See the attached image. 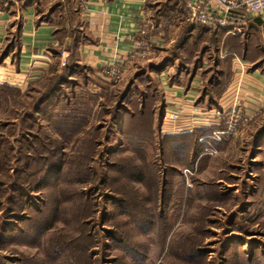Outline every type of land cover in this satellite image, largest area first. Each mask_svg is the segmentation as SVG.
Listing matches in <instances>:
<instances>
[{"label":"rangeland","instance_id":"374dc122","mask_svg":"<svg viewBox=\"0 0 264 264\" xmlns=\"http://www.w3.org/2000/svg\"><path fill=\"white\" fill-rule=\"evenodd\" d=\"M55 1L43 2L41 12ZM160 2L164 12L149 9L139 41L151 42L149 56L136 57L117 82L86 80L85 68L63 62L68 49L58 46L45 72L23 85V77L7 75L18 66L5 62L17 54L18 42L1 44L0 264H264V112L216 142L215 155L206 154L196 136L181 134L199 119L207 133L214 125L224 129L216 112L194 109L191 123L176 135H167L163 125L162 133H151L152 111L159 113L164 90L150 64L181 55L192 69L199 56L196 48L187 53L191 42L181 46L184 28L192 24L179 12L187 11L185 0ZM204 56L200 73L208 69V80L216 74L215 58ZM56 73L69 77L56 109L63 117L23 122ZM124 107L141 117L126 135ZM77 112L87 117L80 132L71 118ZM53 163L60 169L48 178ZM104 173L108 180L101 183ZM16 204L27 209V219L11 213Z\"/></svg>","mask_w":264,"mask_h":264},{"label":"crops","instance_id":"0c3cea01","mask_svg":"<svg viewBox=\"0 0 264 264\" xmlns=\"http://www.w3.org/2000/svg\"><path fill=\"white\" fill-rule=\"evenodd\" d=\"M41 1L50 0H39L37 3L27 0H0V46L8 40L18 42V52L15 57L11 58V52H9L7 57L11 59L5 61L16 64L18 69L14 73L7 72V75L18 81H21L23 77L24 80L26 79V81L23 80V85L38 79L45 72L53 60L52 47L59 46L55 21L42 18V16L51 15L55 19V13L52 12L51 6L44 14L40 13V8L43 6ZM69 1L71 4L75 2V0ZM80 1V16L85 25L82 27L81 40L77 44V58L79 64L83 65L87 71L86 80L103 79L102 68L116 58L122 61L125 68L133 63L137 57L133 56V53L137 43L143 37L145 24L149 23V9L159 8L158 4H162L160 2L162 0ZM184 10L183 7L179 9L183 22L190 20L188 9L185 12ZM254 20L256 24L252 25L248 45L243 55L234 58L231 62L232 76L228 84L220 93L215 92L213 104L215 108L210 109L207 106L208 98L197 104L205 80L200 73L201 69L192 80L185 73L175 76L176 72H172L173 66L166 68L158 75L159 87L164 90L165 111L176 110L188 116L169 125V128L163 126L164 132L175 134L179 131L178 128L189 125L194 109L210 112L227 111L235 99H238L245 110L252 115L264 112V16L251 18L246 25ZM197 26L190 23V27ZM190 42L191 40L186 46ZM71 43L72 39L67 38L65 49H68ZM221 44L223 45V42ZM228 51L229 47L222 49L221 59L227 56ZM63 53L62 61L65 62L70 52L64 50ZM207 58L203 56V63L208 60ZM239 60L245 65L242 73ZM159 79L157 77V80ZM213 127V130L219 129L221 125Z\"/></svg>","mask_w":264,"mask_h":264},{"label":"trees","instance_id":"16d2710c","mask_svg":"<svg viewBox=\"0 0 264 264\" xmlns=\"http://www.w3.org/2000/svg\"><path fill=\"white\" fill-rule=\"evenodd\" d=\"M27 1L31 2V3H37V1H39V0H27ZM64 1L65 0H57L53 4L52 12L54 11V13H55V19L53 18V16L51 17V15L45 16V17L42 16V18L47 19L48 21H53V22L55 21L56 26H57L56 35H57V38L59 40V47L60 48L64 47L67 38L72 39L71 45L69 47H67L69 52H70V55L67 58L68 62H70V63L74 62L75 67H80V68L84 69V66L79 64V61L77 58V56H78L77 55V44L81 40L82 32H83L82 27L85 25V22L82 19V17L80 16V10H79L78 3L74 2V4H75V7H74V4L73 3L71 4L69 0L67 1V3ZM76 4H77V6H76ZM175 4L179 5L178 1H176ZM158 6H159V4H158ZM158 9L160 10V12L161 11L164 12L163 8L162 9L158 8ZM40 13H41V11H40ZM63 17H65V19H63ZM67 17H70L72 19L71 21H69L70 25L68 24ZM73 19L78 20L76 24H74ZM254 24H256L255 20L249 21L247 23V25H245L243 33L239 36H235L232 34H226V31H224V30L213 31L209 27H206L203 25H198L197 27L185 26V28H184L185 34L182 37L183 39H182V43H181L182 48H184L186 46V44L191 40V44H190V47L187 49V53H189L190 50L192 51L195 48L199 52V56L197 58L196 63L194 64L193 68L192 69L188 68L187 63L182 61L183 58L181 57V55H179V56L174 55V56H167L163 60L159 61L158 63L150 64V71L155 72L156 74H161L166 68H168L170 66H177V72H176L175 76H178L181 73H185L186 75L189 76V79L192 80V78L199 71V69H201L203 67V64H202L203 59L202 58H203L204 54H210L211 57L215 58L214 63H215L216 68L214 70L216 71V74H214V76L211 77L210 79L206 80V78H207L206 75L209 71H207L208 69L202 71L201 74L204 76L205 80H204V84L202 86L200 96L197 100V104L199 105L201 102H203V100H205V98H208L207 106L210 109L215 108L213 106V104L215 103L214 99L216 97L215 92L220 93L222 90H224V87L228 84V82L232 76L231 62L234 58L241 57L243 55V52L245 51V49L248 45V36L251 32L250 30L252 28V25H254ZM224 37H225V39H223ZM209 41L214 42V43L209 44L208 43ZM206 42H207V44H205ZM222 42H223V45L221 44ZM201 43L204 44L202 49H200ZM228 47H229V51H228L227 56L224 59H221L220 53H221L222 49H226ZM179 58L181 59V62L178 61V60H180ZM224 67L225 68L227 67V68L224 69ZM66 68H68V67L67 66L64 67V69H66ZM58 69L59 68L56 69V72L58 71ZM67 74L70 76L74 75V70H68ZM68 75H66V76H68ZM52 76L53 77H51L50 84L48 85L47 91H45L41 95V97L38 99V101L34 104L35 106H34V109L32 110L33 112L29 113V116L23 114V116H22L23 122H25V119L28 117L32 118V119H36L37 116H40V115L46 116L48 120H56V119L59 120L61 117H63V114L62 115L58 114L56 109H57L59 103L61 102V96H62V93H61L62 89L61 88L66 82H68L69 77H66L65 75H61V74H57V73L53 74ZM158 86H159V83H158ZM129 92H130V89L127 88V90L124 92V95H123L124 98H122V99H125L129 95ZM162 99H163V97H162ZM45 106H46V108H45ZM70 108H71V106H70ZM124 109H125L124 111L126 112V116L124 117L125 118L124 131H125V135H126L127 128L132 123H134L135 120H137V118H141V117L137 116V114H135V115L131 114L128 111L127 107H124ZM75 110L80 111V109L78 107H76V105H74V111ZM118 112H120V110ZM164 113H165V104H164V99H163L162 100V106L159 108V113H158V109L155 111H152V115H153L151 118V120H152L151 125L152 126L150 127L151 133H153V132L157 133V134L162 133L161 131H162ZM140 115L144 116L145 111H142L140 113ZM71 118H74V120L77 121L76 123H74V131L75 132H80L82 129H84L86 127V125H87V117L86 116H83L82 114L77 112L74 115V117L72 116ZM116 119H117V121L115 123H117V124H119L120 120H123L122 117L120 119V115H118V113H117ZM23 128H24V126H23ZM98 130H100V128L99 129L97 128V131ZM212 131H213V129L209 130L208 132L210 133ZM92 133H93V131H92ZM209 133H207L205 130L203 131V128H195L194 130L185 133V135L181 134V136H190V137L196 136L195 142L199 145H203L206 148V144L200 143L199 138L204 136V135H208ZM263 133H264V128L261 130V134H263ZM27 135L28 134H26L25 136L27 137ZM167 135H172V134H167ZM94 143H95V141H94ZM135 150L141 151V149H139L138 147L137 148L135 147ZM111 153H115V150L112 149ZM19 159H21V158H18V160ZM18 162H20V161H18ZM113 166L114 165H111V167H113ZM20 168H22V167H19L18 169H20ZM59 169H60V167L58 168V164L55 165V163H53V165L50 167L51 171L49 173H47V177L48 178L53 177ZM103 175H104V177H103V181L101 183H103V182L105 183V181L107 182V180H108L106 177L107 174L104 173ZM21 191H23L22 195H24V196L28 195L27 192H29V194H30L29 196H33V194L31 193L32 190H29L27 188H23V189L20 188L19 193ZM29 198H31V197H29ZM17 206H18V208H17ZM15 208H17V209L10 210L12 214H18L21 212L20 215H23L24 211H27V209L25 210L24 207H22V209H21V207L18 204H16ZM18 209L21 211H19ZM16 211H19V212H16ZM28 215L24 214L23 216L25 219H27ZM20 218L23 219V217H20Z\"/></svg>","mask_w":264,"mask_h":264},{"label":"built area","instance_id":"2783aa9c","mask_svg":"<svg viewBox=\"0 0 264 264\" xmlns=\"http://www.w3.org/2000/svg\"><path fill=\"white\" fill-rule=\"evenodd\" d=\"M185 4L189 11V18L194 25H203L213 31L224 30L226 34L235 36L243 33L244 26L249 19L264 16V0H185ZM150 45L151 42H138L133 56L147 58L150 54ZM239 62L242 73L245 65L240 60ZM125 69L122 61L116 58L102 68L101 76L106 81L117 82L121 79ZM215 112L216 118L224 122L226 127L216 129L199 138L200 143L207 145L205 153L208 155H215L218 152L216 142H221L231 136L240 126L248 124L256 116L248 113L238 99L234 100L233 105L227 111ZM181 116L179 111H166L163 126L169 128V125L180 121ZM198 121L201 122L200 119ZM198 121L194 122V128L201 127Z\"/></svg>","mask_w":264,"mask_h":264}]
</instances>
